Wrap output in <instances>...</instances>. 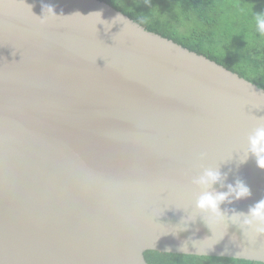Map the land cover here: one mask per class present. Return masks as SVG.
<instances>
[{"label":"water","instance_id":"1","mask_svg":"<svg viewBox=\"0 0 264 264\" xmlns=\"http://www.w3.org/2000/svg\"><path fill=\"white\" fill-rule=\"evenodd\" d=\"M44 5L60 17L41 24ZM259 119L263 88L105 2L0 0V264H264L234 220L264 199V169L241 162ZM208 167L207 190L251 192L212 227L192 184Z\"/></svg>","mask_w":264,"mask_h":264},{"label":"trees","instance_id":"2","mask_svg":"<svg viewBox=\"0 0 264 264\" xmlns=\"http://www.w3.org/2000/svg\"><path fill=\"white\" fill-rule=\"evenodd\" d=\"M147 30L175 41L183 47L205 55L242 78L264 89V37L255 34L253 28L239 29L236 22L226 23V34L222 33L223 20L228 19L232 3L228 0H100ZM251 6H246L245 8ZM254 11V10H253ZM162 13L171 16L164 25L156 17ZM165 17V16H164ZM182 24L185 31L180 35L173 30L174 23ZM221 28V31H220ZM186 32V33H185ZM222 41V42H221ZM222 48L223 54L213 47ZM145 257L149 264H263L244 260L214 257H198L148 251Z\"/></svg>","mask_w":264,"mask_h":264},{"label":"clouds","instance_id":"3","mask_svg":"<svg viewBox=\"0 0 264 264\" xmlns=\"http://www.w3.org/2000/svg\"><path fill=\"white\" fill-rule=\"evenodd\" d=\"M42 13L41 16H35L41 24L46 23L49 18L55 19L60 17L55 13L52 5H44ZM96 13L99 14L100 23L105 24L106 30L110 29L112 25L101 20V13ZM252 21L254 24V33H250V38H254L255 34L264 37V12L253 13ZM112 23H116V20H113ZM249 155L254 156L257 166L264 169V119L257 120V123L248 134L247 147L243 151L241 162H246ZM203 157L204 154L201 155V158ZM220 180V171L213 167L203 169L201 174L192 179V184L201 189L200 194L195 198V210L208 214L207 222L210 227L222 221L224 214L220 211V204L228 198L230 193H234L237 199L247 197L251 194L249 187L241 180H237L235 185H228L229 192L227 193H213L207 190ZM240 216L244 217L239 226L245 237H247V233H251L257 239L264 237V199H261L254 206H251L246 214L234 213V220H238ZM185 247L187 246L185 245Z\"/></svg>","mask_w":264,"mask_h":264},{"label":"rangeland","instance_id":"4","mask_svg":"<svg viewBox=\"0 0 264 264\" xmlns=\"http://www.w3.org/2000/svg\"><path fill=\"white\" fill-rule=\"evenodd\" d=\"M229 2L232 3V10L230 11L228 15V19L223 20V29L222 33L225 35L226 34V23L227 22H236L238 25L239 29L242 30L243 27H248L254 29V24L252 21V14L256 12H264V0H228ZM246 6H251L245 8ZM254 10V11H253ZM165 16V17H164ZM158 18L159 23L165 24L163 22L166 21V19H170L171 16H166L162 13L157 14L156 16ZM171 20V19H170ZM175 26H173V30L177 34H182L185 31V27L182 26V24H177L178 22H173ZM221 31V28H220ZM186 33V32H185ZM222 42V41H221ZM210 47H213L215 51L219 54H223L224 51H222V48H218L215 45L210 44Z\"/></svg>","mask_w":264,"mask_h":264}]
</instances>
